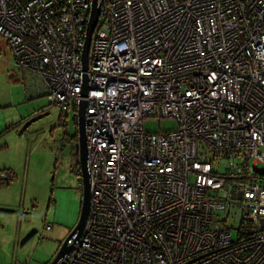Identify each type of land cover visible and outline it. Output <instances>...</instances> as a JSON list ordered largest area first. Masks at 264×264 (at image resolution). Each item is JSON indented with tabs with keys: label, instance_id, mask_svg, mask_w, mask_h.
Returning <instances> with one entry per match:
<instances>
[{
	"label": "built area",
	"instance_id": "built-area-1",
	"mask_svg": "<svg viewBox=\"0 0 264 264\" xmlns=\"http://www.w3.org/2000/svg\"><path fill=\"white\" fill-rule=\"evenodd\" d=\"M91 2L0 0L16 65L87 106L89 209L58 262L264 264V0H100L84 68Z\"/></svg>",
	"mask_w": 264,
	"mask_h": 264
},
{
	"label": "rangeland",
	"instance_id": "rangeland-1",
	"mask_svg": "<svg viewBox=\"0 0 264 264\" xmlns=\"http://www.w3.org/2000/svg\"><path fill=\"white\" fill-rule=\"evenodd\" d=\"M49 104L35 76L16 65L0 37V170L11 179L0 181V207L17 210H0V264H48L80 214L82 179L69 137L72 112L67 110L60 122V109ZM40 110L48 113L19 133ZM176 126L171 118L143 122L147 131ZM33 228L36 232L21 244Z\"/></svg>",
	"mask_w": 264,
	"mask_h": 264
},
{
	"label": "water",
	"instance_id": "water-1",
	"mask_svg": "<svg viewBox=\"0 0 264 264\" xmlns=\"http://www.w3.org/2000/svg\"><path fill=\"white\" fill-rule=\"evenodd\" d=\"M99 11H100V0H92L90 15H89L87 25H86L84 47L82 50V63H83L84 68H86V65H87L88 50H89L91 35L98 21ZM82 94H85V83L83 85ZM86 108H87L86 102L84 100H80L77 104V111H76L77 147H78L80 174H81V179H82V197H81L80 214H79L76 224L74 225L70 233L65 237L61 246L56 252L54 258L48 264H64L63 262H58V261L71 248V244H68L67 241L70 238V236L73 235L74 233L78 235L81 232L83 225L85 223L87 214H88L89 201H90V189H89V173L87 170L86 138H85V131H84ZM47 113H48L47 111L40 110L33 116L27 118L23 122L18 132L21 133L31 122L37 120L38 118H41ZM0 210L13 211V212L17 211L16 209H9V208H2V207H0ZM260 222H261V226H264V219H261ZM35 232H36L35 228L27 232L21 239V244L25 242L28 238H30Z\"/></svg>",
	"mask_w": 264,
	"mask_h": 264
},
{
	"label": "trees",
	"instance_id": "trees-1",
	"mask_svg": "<svg viewBox=\"0 0 264 264\" xmlns=\"http://www.w3.org/2000/svg\"><path fill=\"white\" fill-rule=\"evenodd\" d=\"M67 110H71V112H72V119H71V124H72V128H73V131H72V133L69 135V137L71 138V140H73L74 141V143H73V145L75 146V148H76V153H78V147H77V145H76V141H77V124H76V116H75V114H74V112H75V110L73 109V108H65V109H62V110H60V114H59V120H60V122L62 121V116L63 115H66V111ZM63 112H65L64 114H63ZM64 122V121H63ZM10 176L7 178V182L9 183L10 182ZM7 184V183H6Z\"/></svg>",
	"mask_w": 264,
	"mask_h": 264
},
{
	"label": "flooded vegetation",
	"instance_id": "flooded-vegetation-1",
	"mask_svg": "<svg viewBox=\"0 0 264 264\" xmlns=\"http://www.w3.org/2000/svg\"><path fill=\"white\" fill-rule=\"evenodd\" d=\"M76 143V145H77V142H75ZM75 145V144H74ZM74 152H75V154H77V156H78V153H76L77 151H76V148H75V146H74ZM79 157V156H78Z\"/></svg>",
	"mask_w": 264,
	"mask_h": 264
}]
</instances>
